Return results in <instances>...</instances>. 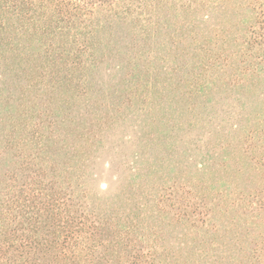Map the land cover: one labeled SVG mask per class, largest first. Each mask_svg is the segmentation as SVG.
Here are the masks:
<instances>
[{"label":"trees","instance_id":"1","mask_svg":"<svg viewBox=\"0 0 264 264\" xmlns=\"http://www.w3.org/2000/svg\"><path fill=\"white\" fill-rule=\"evenodd\" d=\"M0 264H264V0H0Z\"/></svg>","mask_w":264,"mask_h":264},{"label":"rangeland","instance_id":"2","mask_svg":"<svg viewBox=\"0 0 264 264\" xmlns=\"http://www.w3.org/2000/svg\"><path fill=\"white\" fill-rule=\"evenodd\" d=\"M110 182H112L111 184H108L109 186H108V188H107V190H103V191H101V188H103L102 186H100V189L98 188V182H95V183H93L92 184V188H94V190L96 191V192H98V193H101V194H105V192L106 191H110V192H113V191H115V188H116V186H117V184H116V182H114V181H110ZM109 193V192H108Z\"/></svg>","mask_w":264,"mask_h":264}]
</instances>
